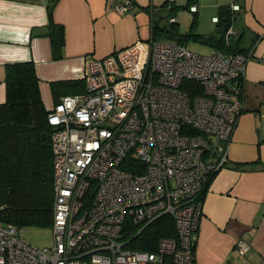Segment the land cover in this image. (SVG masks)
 Listing matches in <instances>:
<instances>
[{
  "label": "built area",
  "instance_id": "built-area-1",
  "mask_svg": "<svg viewBox=\"0 0 264 264\" xmlns=\"http://www.w3.org/2000/svg\"><path fill=\"white\" fill-rule=\"evenodd\" d=\"M130 8L124 1L117 10ZM248 58L152 36L102 58L85 55V91L62 96L48 114L53 243L36 248L23 227L0 224V264H197L198 195L228 162ZM186 80L202 92L190 94ZM163 216L174 236L153 251L136 247ZM235 247L244 254L249 245L240 238Z\"/></svg>",
  "mask_w": 264,
  "mask_h": 264
},
{
  "label": "crops",
  "instance_id": "crops-1",
  "mask_svg": "<svg viewBox=\"0 0 264 264\" xmlns=\"http://www.w3.org/2000/svg\"><path fill=\"white\" fill-rule=\"evenodd\" d=\"M124 1L57 0L53 19L64 26L65 39L63 57L56 60L50 38L32 36L49 23L48 0H0V102L5 99L8 62L35 63L41 96L50 109L54 105L50 83L81 79L85 55L102 58L148 38L151 33L144 34L137 15L140 5L148 4L122 13L117 7ZM232 3H240L233 23L236 34L244 35L240 43L252 44L243 79L244 109L228 145V164L212 179L201 205L197 264H264V0L219 5ZM239 163H252L253 169L232 168ZM240 238L249 245L244 254L235 247Z\"/></svg>",
  "mask_w": 264,
  "mask_h": 264
},
{
  "label": "trees",
  "instance_id": "trees-1",
  "mask_svg": "<svg viewBox=\"0 0 264 264\" xmlns=\"http://www.w3.org/2000/svg\"><path fill=\"white\" fill-rule=\"evenodd\" d=\"M125 1H128L132 7L136 4L135 0ZM56 2L57 0H48L46 6L49 23L39 32L32 31V36H48L52 56L57 60L63 57L65 29L62 24L56 23L53 19ZM196 2L197 0H187L183 7L189 8ZM168 4L170 6L167 8ZM232 4L217 7L218 21L215 23L214 31L209 34H200L195 31V19L189 30L181 33L175 17V10L181 6L176 5L174 0H164L154 12L149 9V5H140V8L151 13V36L154 40L167 39L178 44H188V40L193 39L224 52H240L250 56L252 44L242 46L240 42L244 35L242 32L236 34L233 28L235 11L231 9ZM171 18L173 20H170ZM231 27L233 33L227 37ZM232 35H238L234 41H231ZM4 69L5 99L0 102V224L12 223L24 229L51 227L54 153L51 140L53 126L48 119L49 109L42 99L40 79L32 60L8 62L4 65ZM182 85L185 90H189L190 94L202 92L201 86L195 81L186 80ZM50 87L53 104L58 103L62 95L85 91L83 79L58 80L51 82ZM129 159L137 161L133 155H129ZM227 164L228 162L225 167ZM252 165V163H239L232 168L251 170ZM217 172L211 175L198 195L201 205ZM174 233L175 227L172 220L168 216H163L149 224L138 235L137 239L142 237L143 242L136 247L153 251L161 237L174 236ZM195 247L196 245L194 250Z\"/></svg>",
  "mask_w": 264,
  "mask_h": 264
},
{
  "label": "rangeland",
  "instance_id": "rangeland-1",
  "mask_svg": "<svg viewBox=\"0 0 264 264\" xmlns=\"http://www.w3.org/2000/svg\"><path fill=\"white\" fill-rule=\"evenodd\" d=\"M137 3L133 6L135 8L138 7L137 4H148L150 6V10L153 12L156 11V8H159V5L164 0H135ZM228 0H197L198 5V13L192 14L189 11V8L183 7V5L187 2V0H174L176 5L181 6L180 8L176 9V20L179 25V30L181 33H186L190 25L195 19L194 29L200 34L209 33L214 31L215 23L211 21L213 15L217 13V5L220 3H226ZM170 6L168 4L167 8ZM133 7V8H134ZM139 8V7H138ZM166 8V9H167ZM140 9V8H139ZM139 15V20L141 23V28L143 29L144 34L149 36L151 33L149 27V13L146 10H141L137 12ZM238 36V35H237ZM236 35L231 36V41H234L237 37ZM159 40H167V39H159ZM188 45L193 50H196L200 53H208L212 50L210 46L205 45L204 43L198 42L193 39L188 40ZM59 116H62L61 113ZM24 239L33 245L36 248H43L46 246H50L53 243V231L51 230L50 226H43V227H27L25 228L24 233L22 234Z\"/></svg>",
  "mask_w": 264,
  "mask_h": 264
},
{
  "label": "clouds",
  "instance_id": "clouds-1",
  "mask_svg": "<svg viewBox=\"0 0 264 264\" xmlns=\"http://www.w3.org/2000/svg\"><path fill=\"white\" fill-rule=\"evenodd\" d=\"M193 4H194V3H193ZM193 4H191V5H193ZM233 4H235V3H233ZM233 4H232V5H233ZM237 4H238V3H237ZM191 5H190V6H191ZM195 5H196V4H195ZM232 5H231V6H232ZM190 6H189V11H190ZM196 6H197V5H196ZM239 6H240V5H239ZM131 7H132V5H131ZM231 9H232V8H231ZM129 10H130V9H129ZM129 10H128V11H129ZM239 10H240V9H239ZM239 10H236V11H239ZM233 11H234V10H233ZM190 13H192V14H197L196 12H191V11H190ZM150 27H151V23H150ZM150 29H152V28H150ZM150 36H151V35H150ZM146 39H147V38H146ZM144 40H145V39H144Z\"/></svg>",
  "mask_w": 264,
  "mask_h": 264
}]
</instances>
